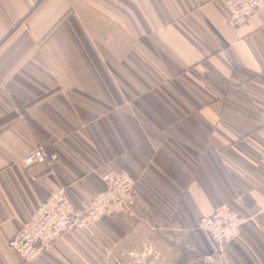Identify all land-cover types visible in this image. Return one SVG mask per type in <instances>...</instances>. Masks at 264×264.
Segmentation results:
<instances>
[{
	"label": "crops",
	"instance_id": "0c3cea01",
	"mask_svg": "<svg viewBox=\"0 0 264 264\" xmlns=\"http://www.w3.org/2000/svg\"><path fill=\"white\" fill-rule=\"evenodd\" d=\"M37 148L52 167L22 163ZM110 171L129 210L31 262L8 248ZM222 206L243 223L220 246L199 220ZM0 264H264V9L232 28L224 0H0Z\"/></svg>",
	"mask_w": 264,
	"mask_h": 264
},
{
	"label": "built area",
	"instance_id": "2783aa9c",
	"mask_svg": "<svg viewBox=\"0 0 264 264\" xmlns=\"http://www.w3.org/2000/svg\"><path fill=\"white\" fill-rule=\"evenodd\" d=\"M224 3L228 11V25L232 28L243 26L256 12L264 9V0H224ZM57 160V154H48L37 148L24 156L22 163L52 167ZM102 180L104 191L95 197L85 212L76 210L67 188L59 186L38 208L34 217L9 240L8 248L25 262L34 261L66 234L87 230L92 223L133 206L136 190L130 176L110 171ZM242 223L238 214L222 206L213 214L201 217L199 227L222 246L238 235Z\"/></svg>",
	"mask_w": 264,
	"mask_h": 264
}]
</instances>
